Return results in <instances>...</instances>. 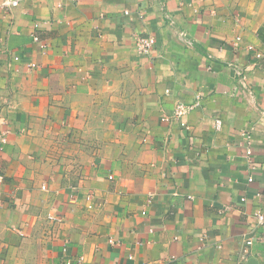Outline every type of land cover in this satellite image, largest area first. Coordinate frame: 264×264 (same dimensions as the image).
Here are the masks:
<instances>
[{"label":"crops","instance_id":"1","mask_svg":"<svg viewBox=\"0 0 264 264\" xmlns=\"http://www.w3.org/2000/svg\"><path fill=\"white\" fill-rule=\"evenodd\" d=\"M7 1L0 264H264V0Z\"/></svg>","mask_w":264,"mask_h":264},{"label":"built area","instance_id":"2","mask_svg":"<svg viewBox=\"0 0 264 264\" xmlns=\"http://www.w3.org/2000/svg\"><path fill=\"white\" fill-rule=\"evenodd\" d=\"M22 1V0H9L7 2H4V6H7V7H16L19 2ZM34 28H38V24L35 23L34 24ZM32 40L34 42H38L39 43V38L37 35H32ZM240 38L237 37L236 39V42H239ZM154 44V40L152 38H140L137 40L136 42V47L137 49L142 53V54H147L150 50V48L153 46ZM40 47V50H44L46 49L48 46L47 44H40L39 45ZM247 50L249 51H252L253 54H254V57L256 60H264V50H256L254 49L252 46H248L247 47ZM13 60L15 61H18L19 58L18 57H13ZM35 67V64H29V68H34ZM234 70V75L236 76V79L240 82V84L244 87V91L247 92V93H250V90L248 87H246V83H245V77H244V74L243 72L240 70V69H237V68H233ZM168 92V91H166ZM199 101H200V97L199 96H196L195 98V102L193 104H176V106L174 107V110L172 111V114H170L169 116H163L161 118V121L163 122H170V121H173V120H176L179 122V126L183 129H187V124L185 121L182 120V118H184L188 113H190L193 109H195L198 105H199ZM220 126H221V122L220 120H215V129L216 130H219L220 129ZM241 137L250 141L251 139V132L249 131H242L241 132ZM5 140L2 139V142H4ZM251 155V148L250 146L246 149L245 151V158H246V162L248 163V166L250 168V170H253L254 169V165L250 162V157ZM112 177H109V179H111ZM248 182H251L252 181V178L249 177L247 179ZM44 188V187H42ZM85 199L86 201L88 202L87 204V208L88 209H92L93 208V200H92V196L90 194L86 195L85 196ZM244 200V199H242ZM149 202V201H148ZM255 218L257 219V222L259 224H264V213L262 212H259L257 211L255 214H254ZM48 219L49 220H52V221H57V222H60V219L59 218H51V216H48ZM111 242V241H110ZM251 240H244V248L242 249V252L241 254L244 255V254H247V248L250 247L251 245ZM64 253L66 251V249H63L62 250ZM129 259H132L131 256L128 257ZM244 258V257H242ZM74 262V263H73ZM64 264H83V257H79L77 260H65L64 261Z\"/></svg>","mask_w":264,"mask_h":264},{"label":"water","instance_id":"3","mask_svg":"<svg viewBox=\"0 0 264 264\" xmlns=\"http://www.w3.org/2000/svg\"><path fill=\"white\" fill-rule=\"evenodd\" d=\"M246 264H256L254 259L247 260Z\"/></svg>","mask_w":264,"mask_h":264}]
</instances>
